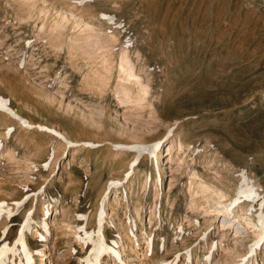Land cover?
<instances>
[{"label": "rangeland", "instance_id": "rangeland-1", "mask_svg": "<svg viewBox=\"0 0 264 264\" xmlns=\"http://www.w3.org/2000/svg\"><path fill=\"white\" fill-rule=\"evenodd\" d=\"M0 100V264H264V0H0Z\"/></svg>", "mask_w": 264, "mask_h": 264}, {"label": "bare ground", "instance_id": "bare-ground-1", "mask_svg": "<svg viewBox=\"0 0 264 264\" xmlns=\"http://www.w3.org/2000/svg\"><path fill=\"white\" fill-rule=\"evenodd\" d=\"M39 11L41 12V13H44L45 11H47V12H49V9L48 8H46V7H42L41 6V8L39 9ZM57 13H58V11H57ZM58 19V18H57ZM65 19V18H64ZM61 20H57V22L56 23H58L59 24V22H60ZM62 22H63V20H62ZM45 24H47V23H43V26H42V28L44 27V26H46ZM73 46V45H72ZM74 47V46H73ZM79 48V47H78ZM127 69H128V67H127V65H126V63L124 62V59L122 58L121 59V63H120V72L121 73H124V72H126L127 71ZM102 82V81H101ZM92 84V83H91ZM95 83H93V85H94ZM99 84H100V82H99ZM104 85H105V83H104ZM8 108V107H7ZM11 110V109H10ZM23 123H25V122H23ZM25 124H28V123H25ZM89 141V140H88ZM91 141V140H90ZM89 143V142H88ZM88 143H86V144H88ZM142 143V142H141ZM91 144V143H90ZM182 146V145H181ZM59 147V146H58ZM64 147V146H63ZM65 147H66V144H65ZM64 147V148H65ZM129 147V146H128ZM128 149V148H127ZM124 150V149H123ZM133 150V149H132ZM65 151V150H64ZM122 151V150H121ZM125 152V151H124ZM109 153V152H108ZM119 153V152H118ZM146 153V155H148V154H150V153H148V152H145ZM143 155V154H142ZM116 156V155H115ZM126 156V155H125ZM138 156V155H137ZM148 157V156H147ZM158 157V156H157ZM141 158V157H140ZM120 161V160H119ZM129 161V160H128ZM157 161H158V159H157ZM132 162H133V160H132ZM158 165H156V167H157ZM159 167V166H158ZM119 169V168H118ZM157 169V168H156ZM148 171V170H147ZM122 172V171H121ZM146 181V180H145ZM203 181V180H202ZM74 183H75V181H74ZM79 183V182H78ZM95 184V183H94ZM75 185V184H74ZM199 187L200 188H202V189H204V190H207V189H213L214 190V192L218 195V199L220 200V199H222V200H224V201H220L221 203H222V206L221 207H219V208H217V209H214L213 211H216V213L218 212H220V211H228V209H229V206H231L233 209H234V211H235V215H234V217L236 218V219H238V220H241V221H244V223H245V225H247V227L248 228H252V229H254V232L256 233V235L259 237V239L262 237V236H264V224H263V227H260V225H259V223L257 222V216H256V214H249V212H247V211H245V210H243V209H241V210H237V206H236V201L235 200H232V201H229L228 200V194L223 190V189H221V188H217L215 185H213V184H211L210 182H208V181H203L200 185H199ZM102 194V193H101ZM103 195V194H102ZM140 197V196H139ZM142 200H143V198H138L137 199V203L135 204V207L136 208H139L140 209V207L141 206H139V205H141L142 204ZM114 202H115V204H114ZM111 203L113 204V206H116L117 205V201H111ZM119 203V202H118ZM236 203V204H235ZM118 207V206H117ZM129 209V208H128ZM138 210V209H137ZM136 211V210H135ZM137 213H138V211H137ZM113 215H115V214H113ZM131 218V217H130ZM261 218H263V220H264V213H261ZM114 219V218H113ZM150 219H152V218H150ZM134 220V219H133ZM131 222V221H130ZM92 222H90V224H91ZM132 224V223H131ZM229 224V223H228ZM228 224H225L224 226L226 227ZM126 226V225H125ZM131 227V226H130ZM130 230H132V228L130 229ZM127 232V231H126ZM35 234H36V232H34ZM131 234V233H130ZM125 238V237H124ZM22 243H24V242H22ZM129 243V242H128ZM133 252H135L134 254H138V250H137V248H136V246H134L133 248ZM115 251V250H114ZM116 253H115V255H117L118 254V250L117 251H115ZM114 253V252H113ZM112 255V254H111ZM187 255V254H186ZM2 256V255H1ZM94 256V255H93ZM115 257V256H114ZM135 257V256H134ZM0 258H2V257H0ZM154 258V257H153ZM3 259V258H2ZM1 260V259H0ZM121 260V259H120ZM2 261V260H1ZM123 263V262H122ZM172 263V262H171ZM234 264H241V261L240 260H238V261H236ZM253 264H257V263H253Z\"/></svg>", "mask_w": 264, "mask_h": 264}]
</instances>
